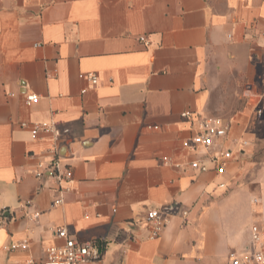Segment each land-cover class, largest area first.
Segmentation results:
<instances>
[{
	"label": "crops",
	"instance_id": "crops-1",
	"mask_svg": "<svg viewBox=\"0 0 264 264\" xmlns=\"http://www.w3.org/2000/svg\"><path fill=\"white\" fill-rule=\"evenodd\" d=\"M223 75L245 87L230 129L184 148L198 118L223 110L211 108ZM258 94L264 0H0V264H40L63 243L57 227L97 244L86 264H228L253 224L264 236ZM41 122L52 129L33 135ZM55 158L72 171L62 193ZM150 208L169 216L155 238Z\"/></svg>",
	"mask_w": 264,
	"mask_h": 264
},
{
	"label": "built area",
	"instance_id": "built-area-1",
	"mask_svg": "<svg viewBox=\"0 0 264 264\" xmlns=\"http://www.w3.org/2000/svg\"><path fill=\"white\" fill-rule=\"evenodd\" d=\"M82 76V74H81ZM88 79L92 84L97 83L95 74H88ZM258 104L255 107L257 116L264 113V94H258ZM28 102H37L36 94H27ZM23 126L25 123H21ZM231 120H222L221 118H198L196 127L193 129L192 135L183 140L184 148L195 151L198 147L209 148L216 144L218 140L225 137L231 127ZM33 135L38 134L40 130L50 131L52 124L47 122L35 123L32 126ZM238 147L246 145V139L235 140ZM233 152L231 149L225 150L221 157L231 158ZM192 168H200L201 164L197 161L191 162ZM51 176L55 182V189L62 193L67 189L66 183L71 179L72 171L69 166L61 164L58 158L52 160L49 165ZM214 169L217 174L225 172V164L219 157L214 158ZM41 172L38 173L40 175ZM221 186H223L221 184ZM62 198L55 199V204H60ZM184 215L187 212L183 213ZM26 216L37 219L40 215L39 211H26ZM4 221L0 215V224ZM169 221V216L159 208H150L147 210L143 222L149 230V237H158ZM55 235L63 240L60 245H49L45 248V258L40 264H86L100 256L98 246L93 241H80L76 239L65 227H57ZM26 242L12 243L10 248H26ZM228 264H264V236L263 232L257 224H253L250 228V242L247 247L241 251H230L228 253Z\"/></svg>",
	"mask_w": 264,
	"mask_h": 264
},
{
	"label": "rangeland",
	"instance_id": "rangeland-1",
	"mask_svg": "<svg viewBox=\"0 0 264 264\" xmlns=\"http://www.w3.org/2000/svg\"><path fill=\"white\" fill-rule=\"evenodd\" d=\"M222 83V84H221ZM245 87L241 82L239 85L235 84L233 76H218L214 79L213 84V100L211 101V108L216 111L218 105H223V110L210 114L209 118H221L226 120L237 109L241 108V97ZM234 249H232L233 251Z\"/></svg>",
	"mask_w": 264,
	"mask_h": 264
}]
</instances>
